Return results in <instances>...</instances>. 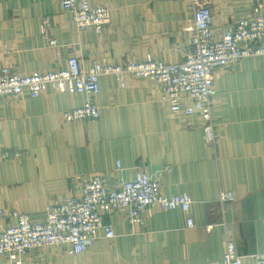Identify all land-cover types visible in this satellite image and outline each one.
I'll use <instances>...</instances> for the list:
<instances>
[{"label":"crops","instance_id":"obj_1","mask_svg":"<svg viewBox=\"0 0 264 264\" xmlns=\"http://www.w3.org/2000/svg\"><path fill=\"white\" fill-rule=\"evenodd\" d=\"M202 1L216 36L253 7V0ZM90 3L110 8L101 35L78 31L57 0H0V65L32 73L64 68L71 56L84 70L95 61L124 63L146 54L167 63L183 60L192 24L185 0ZM44 17L53 46L40 32ZM213 88L214 147L197 115L172 114L158 85L144 78L130 76L122 88L114 77L101 76L93 121L62 119V112L83 104L82 94L48 88L35 98L27 90L0 97V150L19 153L0 159V210L43 221L47 205L80 195L94 174L112 185L136 171L156 178L163 194L186 193L192 200L187 214L151 205L140 226L123 212L107 214L115 237L98 238L82 253L38 248L15 259L0 257V264H221L226 238L240 255L264 253V55L214 70ZM221 192L230 194L224 203Z\"/></svg>","mask_w":264,"mask_h":264},{"label":"built area","instance_id":"obj_2","mask_svg":"<svg viewBox=\"0 0 264 264\" xmlns=\"http://www.w3.org/2000/svg\"><path fill=\"white\" fill-rule=\"evenodd\" d=\"M192 12L190 44L184 48L180 62L167 63L146 54L141 60L124 63L93 62L82 69L79 60L71 56L66 67L32 73L13 72L0 65V97L18 96L24 90L35 98L48 88L54 92L82 94V105L62 112L65 122L93 121L99 117L95 96L99 92L101 76H112L122 88L128 77L155 82L160 99L172 114L185 117L197 115L201 121L205 141L215 146L213 71L227 69L241 59L264 55V0H253L250 15L238 18L234 26L216 36L210 7L202 0H185ZM61 9L71 13L78 31L92 29L101 35L110 24V8L105 4H91L90 0H57ZM50 20L42 18L40 32L47 44L55 41L49 34ZM19 155L16 151L0 150V159ZM165 169L170 170L169 167ZM230 198L228 192L219 194V202ZM192 200L186 193L165 195L156 178L144 171H136L130 179H120L108 185L101 174H94L81 186L80 195L49 204L43 221H32L30 214L13 209L0 210L6 224L0 227V257L15 259L31 250L63 247L64 252L76 255L84 252L98 238H113L115 232L104 220L105 215L123 212L130 224L140 226L151 205L161 210L178 209L189 212ZM193 227V220L186 218ZM264 264V253L240 255L232 239L226 238L221 264Z\"/></svg>","mask_w":264,"mask_h":264}]
</instances>
